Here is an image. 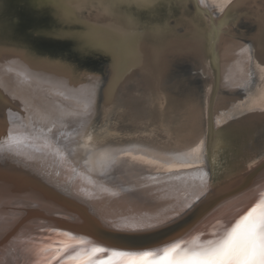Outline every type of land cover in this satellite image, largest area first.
<instances>
[{"label": "bare ground", "instance_id": "6f19581e", "mask_svg": "<svg viewBox=\"0 0 264 264\" xmlns=\"http://www.w3.org/2000/svg\"><path fill=\"white\" fill-rule=\"evenodd\" d=\"M119 1H122V11L128 15L139 13V16L149 15L150 19L158 16V7L134 11L143 1ZM194 1L201 9L208 5L207 0ZM29 3L37 7L36 0ZM39 3L41 7L58 10L57 6L62 5L61 0H39ZM160 4L168 5L167 1ZM200 13L214 24L210 12ZM257 41L256 76L262 83L257 86L254 83L255 89L253 85L249 96L246 87L254 81L250 42L224 34L216 41L217 51L210 50L209 66L213 68L205 72V78L199 79V83L198 80L185 83L183 76L180 81L179 75L168 71L169 62L175 60L170 53L161 66L160 79H153L149 68L141 66L144 70L135 69L118 85L112 77L110 86L103 68L89 70L81 53L75 60L55 56L33 61L24 50L5 51L0 53V128L31 138L53 137L72 160L85 163L91 173H103L104 180L122 192L153 189L150 197L161 203V207L153 208L148 214L156 216L158 209L174 207V191L190 196L205 188L199 180L205 176V153L212 163L224 166L215 179H229L249 168L264 152V26ZM127 52L132 53L134 49L127 48ZM132 54L129 56L133 57ZM216 76H219L218 86ZM211 116L218 134L212 132ZM257 127L262 132L255 149L256 145L250 144L257 137L253 133ZM236 132L244 134L236 146L240 152L228 165H223L225 161L222 163L218 158V150ZM248 144L241 151V146ZM259 193L264 194V176L252 191L222 205L205 219L194 231L197 236L191 242L198 246L219 239L257 198L261 199ZM162 197L167 199L162 201ZM202 230L205 233H200Z\"/></svg>", "mask_w": 264, "mask_h": 264}, {"label": "water", "instance_id": "95a60500", "mask_svg": "<svg viewBox=\"0 0 264 264\" xmlns=\"http://www.w3.org/2000/svg\"><path fill=\"white\" fill-rule=\"evenodd\" d=\"M61 1L64 9L59 11L72 23L69 28L83 26L87 30L76 31V36L81 39L82 44L79 48L74 46L66 52L80 51L85 61L91 62L92 66L108 61L111 71L106 77L110 78L108 81L111 80L113 68L117 65L114 63L120 60L116 55L122 49L135 48L139 40L147 41L144 42L147 44H161L166 36L175 31L173 28L185 24L178 22L185 16L182 12L186 1L179 3V6H182L180 15H177L179 21L177 20L172 28H168L166 19L162 20L159 15L160 23L155 22L154 18H149L146 23L139 19L133 22L134 27H130V16L126 11H122L116 0ZM21 2L23 8L25 7L23 12L29 16L40 18L39 15L47 9L45 6L34 8L29 0ZM154 7H158V13L167 11L166 16L174 12L159 3ZM135 8L142 7L136 5ZM106 15L113 16L119 23H109ZM14 29L10 26L4 34L8 35ZM26 42L36 49L43 50L28 40ZM140 45L142 48L145 46L142 43ZM45 51L52 53L54 49ZM150 60L142 56L131 58L129 62L132 61V69L125 71L124 77L126 73L130 74L138 69L139 66L136 65L147 63L145 67H152L154 62L150 63ZM9 133L11 132L0 128V142L7 140ZM11 134L16 137L17 142L11 149L5 147L0 151V264H35L38 259L37 246L62 239V233L87 238L93 244L105 248L126 251L155 250L174 242L191 241L197 236L194 231L205 219L222 205L252 191L264 176V153L245 171L229 179H215L224 166L218 165L219 168L214 169L215 164L205 153V176L199 179L205 188L190 196L183 191H174V207L160 208L156 216H149L150 210L161 207V203L150 197L154 193L153 189L147 187L143 188L144 192L133 189L122 192L119 187L104 180L101 176L103 173H91L85 163L72 160L67 150L61 148L53 137L45 136L39 139L23 135L21 132ZM230 137L226 144L233 148L238 146L239 142L232 143ZM221 146L219 150L223 148ZM228 151L233 152L230 149ZM226 164L228 165L229 161ZM152 179L150 178L151 181ZM158 192L161 193L160 189ZM259 196L262 198L261 193ZM165 199L167 198L162 197V201ZM180 199L185 201L180 203ZM260 200L257 198L243 215ZM186 203L191 207L180 211L181 206ZM241 217H238L232 226ZM200 233L205 232L202 230ZM69 254L71 253L65 255ZM106 255L100 254V257ZM63 259L64 257L53 260L52 264H63Z\"/></svg>", "mask_w": 264, "mask_h": 264}, {"label": "rangeland", "instance_id": "374dc122", "mask_svg": "<svg viewBox=\"0 0 264 264\" xmlns=\"http://www.w3.org/2000/svg\"><path fill=\"white\" fill-rule=\"evenodd\" d=\"M136 1H143V4H138V6L140 5L144 10L155 9L157 8V7H154L155 4L157 3L164 4L167 1L168 5L166 6V8H169L170 10L172 9V11H174L175 13L173 12L172 16L171 15L166 16V14L164 13H166L167 11L164 10L162 12H159L157 15L161 16L162 20L166 19L165 22L168 23V28H172V26L176 25V21L178 20L177 15L178 16L180 15V7H182V6H179V3L186 1V4L183 5L184 10L182 12V15H184L185 13V16L183 17V20L181 22L178 20L179 21L178 23L184 22L185 24L177 26V28H173L175 29V31L170 33L169 36H166V38L164 39V42L161 44L156 45V43L154 42V43H149L150 44L149 45L147 43H144L147 41H141L135 46V48H133L134 52L132 53L134 54L130 52L128 53L126 48L122 49L116 55L117 57H120V60H118V63L117 61L114 63V64H117L113 68V74H112V77H114L113 82L115 84L118 85L125 75L123 73L131 69L130 67L132 65V61L129 62V60L131 58H135L138 56H142L145 59H151L149 61L150 63L154 62L152 64V67L150 65L148 67H145L147 63L136 65V66H139L137 67L139 71L144 70L142 69L143 67L140 68L141 66H144L145 68H149L150 75L154 76L153 79L155 80L160 79L161 78L160 69H161L162 64L164 65L163 61L165 59L166 54L168 53H170L171 56L173 55V57H175L174 58L175 60H172V62H169L170 64L169 66L167 64L169 72H175L176 75H179L180 79L179 78L178 79L180 81L183 76L182 79L185 80V83H189L192 80H195V81L198 80L197 82L199 83L200 81L199 79L204 77V74L207 73L206 71H209L211 67L213 68V66L211 65L209 66V59L211 57L210 50L217 51V48H215L216 41L219 35H223V34L228 37L234 36L239 41H245L247 39V42H250L251 53H252L250 67H251V73L254 76L253 77L254 81L253 83L250 84L249 87H246L247 88L246 93L248 94V96L250 93L249 92L250 88L253 87V85H254L253 87V90H254L255 84L257 86L262 83L261 79H259L256 76L257 75L256 74V70H257L256 62L258 59L256 57L255 47H256V43L258 42L257 40L259 37L260 29L261 27L264 26L262 24L264 20V0H207L209 6L206 5L204 7L205 9H201V6L197 3V1H196L197 6H195L194 0H170V1L169 0H136ZM169 2L171 4H169ZM116 3L119 4L120 8L122 9L121 7L122 1L116 0ZM56 4H58V1ZM61 4H62V1H61ZM49 8L44 10L42 14L39 15V17L40 16L41 17L38 18V16H35V15L29 16L23 12V10H25V7L23 8V3L21 2V0H0V53H3L5 51H11V50H24L25 53L29 55V60H33V61H38L39 58L41 59L51 58V57L53 58L55 56H59V58L62 57L64 59L65 58H71L72 60L77 59L79 57L80 51L71 53V52H66V50L69 48L72 49V47L74 46H75L74 48H79L81 46L82 44L81 39L80 38L78 39V37L76 36V31H79V32L86 31L87 32L86 28H84L83 26H80L79 27L80 29L78 27L74 29L69 28L70 26H72V23H70V21L68 20V17L66 18L65 15L61 16V13H59L61 12L59 11L60 9L62 10L64 9V5H61V6L58 5L57 8H59V10L53 9V8L49 9ZM204 10H207L208 12L211 13V16L214 18L213 19L214 24H211L210 18L207 15H205L204 17L203 14L200 13L201 11H204ZM134 11H138V10L134 9ZM157 11H159V9H157L156 12ZM109 16L110 15H106L107 21L109 23L111 22L119 23V21L114 19L113 16L111 17ZM129 16L131 19L130 27H134L133 25L135 21H137L138 19H141L142 20L141 22L144 21L145 23L148 22L149 20V15L145 16L143 14H140L139 16V13H129ZM90 17L91 19L94 18L92 14L90 15ZM159 19L160 18L158 16H155L154 18L155 22H158V23L161 22V20ZM205 19L207 20V22H205L206 21ZM52 23L55 25L53 26ZM217 25L220 27L219 29ZM10 26L11 27L13 26L15 29L12 30L8 35L7 34L3 35V33L6 32V30L10 29ZM128 29H129V26H128ZM153 32H154V29H153ZM21 39L23 40L25 39V42L26 40H28L29 42L37 45V47L43 48V50L35 49V47L29 45L27 42L26 43L23 42V40ZM118 40L119 38H117V41ZM141 43L142 45H145L144 48H142V46L140 45ZM49 49L50 50L54 49V52L56 53L59 52L60 55L54 52L48 53L47 51H45ZM131 54L133 57H130ZM216 54L218 53L216 52ZM214 59L217 60L218 65L216 66L217 68H219L220 63L218 62L219 60L218 57ZM127 62L128 64L124 65ZM105 64L106 66H104ZM92 65L93 64L91 62H88L87 66H89V70L95 69L96 71L98 70L101 71V68H103V70H106V71H103L104 74L109 76L111 71H110V65L108 61H105V63L100 64V65L97 64V66H92ZM76 69H77L76 67H73V70H76ZM126 74H129V73H126ZM212 74H215V73H212ZM107 76H105V79H107L106 78ZM172 79H173V76H172ZM215 81L218 86L219 76L215 77ZM108 83L110 84V86L113 85L112 82L110 83V81H108ZM169 83L170 82H168V84ZM104 101L106 102L105 99ZM5 119H10V118H5ZM209 122L211 123V126L213 128L212 132H214L215 134H218L217 132L218 129H215L213 126L214 124L213 116H211V118L209 119ZM102 125L103 123L100 126ZM95 129L94 130L92 129V131L94 134H97V132H95ZM258 130H260L259 127H257L256 130L253 132L255 136L257 137H254V139H252L253 141L252 144H250V145L255 144L256 145V147H254L255 149L257 148V145L259 143L257 142L258 136L262 132V131L258 132ZM212 136L213 135H210V137ZM86 138H87V135L85 136L84 139ZM230 138H231V141H233L232 143L236 144L237 142L242 141L243 134L241 135L240 132H236ZM249 142H251V139L249 140ZM250 145L248 144V145L241 146L242 147L241 151L246 149ZM229 147H228V144L226 145L225 143L224 147L218 152L219 153L218 158H220L222 163L225 161L224 164H226L230 159L235 157L238 152H240L239 150H236L237 147H235L231 149L232 151L234 150L231 153V151L230 152L228 151ZM208 150H210V148ZM263 153L264 152H262V154ZM228 157H230V159H227ZM219 167L217 165L215 166L214 169L219 168Z\"/></svg>", "mask_w": 264, "mask_h": 264}, {"label": "snow or ice", "instance_id": "6c2138e0", "mask_svg": "<svg viewBox=\"0 0 264 264\" xmlns=\"http://www.w3.org/2000/svg\"><path fill=\"white\" fill-rule=\"evenodd\" d=\"M35 6H42L39 0ZM16 142L9 133L8 139L0 142V151L11 149ZM189 207L186 203L180 211ZM61 235L62 239L37 246L35 264H52L61 257L63 264H264V194L221 238L198 246L180 241L155 250L126 251L95 245L72 233ZM100 254L107 255L101 258Z\"/></svg>", "mask_w": 264, "mask_h": 264}]
</instances>
